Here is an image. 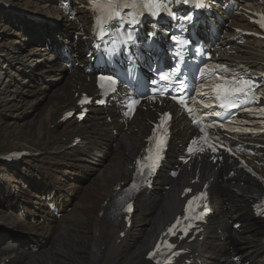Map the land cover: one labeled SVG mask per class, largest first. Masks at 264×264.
I'll return each instance as SVG.
<instances>
[{
	"label": "bare ground",
	"instance_id": "1",
	"mask_svg": "<svg viewBox=\"0 0 264 264\" xmlns=\"http://www.w3.org/2000/svg\"><path fill=\"white\" fill-rule=\"evenodd\" d=\"M28 1L30 3L27 5H17L22 7L32 4V13L55 17L64 23V29L42 30L33 45L26 42L34 31L30 23L17 27V30L14 27L11 32L10 29L7 32L0 31V57L11 54L6 60V67H0V127L6 131L4 134L7 133L4 138L11 139V133L19 126L23 127L25 134L29 131L32 138L29 141L23 136L24 143L34 148L26 151L34 150L47 155L48 149L52 147L55 155L50 157L51 162L43 164V170L35 168L30 161L22 165H0L3 177L11 174L6 182L0 180V264H150L145 259L146 251L167 224L180 213L184 202L180 194L187 186L189 171L180 174L174 181H170L167 173L161 171L154 190L138 198L137 211L129 229H125L122 221L112 219L110 209L114 190L130 178L133 160L144 147V139L150 131L148 120L154 117V113L138 112V117L126 129L117 122L114 109L108 110L114 119L111 124L103 121L102 113L96 110H92L88 121L80 124L74 119L60 122L65 112L75 108L73 90L83 92L93 89L92 81L85 82L87 61L81 57L85 50L84 43L91 37L92 31L87 1ZM63 1L70 2L78 24L65 25L66 15L61 8ZM222 16L227 18L224 14ZM231 18L233 20L229 24L227 21L217 22L220 30L225 32V38L217 41L220 55L215 60L235 68L245 66L251 70L261 69L264 42L249 39L243 47L231 42L238 35L235 27L253 29L254 26L249 23L250 16L242 14ZM9 19L8 16L0 15V26L5 28ZM30 22L44 25L35 16ZM72 25L81 36L76 44L69 38ZM50 42L54 49L63 46L68 53L77 56L84 68H67V58L47 49ZM61 71L67 74V84L64 86V82L52 86V82L61 80ZM27 81L34 82L28 84ZM37 106L40 109L34 112ZM27 107H30V112L24 113ZM10 116L14 117L13 120H20L21 125L11 122L13 120L8 119ZM38 117L46 125L43 139L40 135L35 137L29 129ZM182 120L184 117L177 118L173 127L172 151L184 145L193 133V128ZM50 125L52 129L48 128ZM111 128L116 129L117 135L110 134ZM55 137H58L56 143L48 142ZM77 137H81L82 145L73 146ZM7 151L2 150L0 156L13 152ZM262 152L256 159L258 168L264 170ZM97 155L105 160L103 167L96 165L97 162L94 164ZM59 158L63 161L52 162ZM228 165L225 162L224 166L215 169V166L201 161L193 166L194 176L198 174L199 179H211L213 215L209 218L204 239L191 244L187 258L194 260V264H198L199 260L202 264H236L231 259L240 255L249 264H264V221L254 218L251 213V204L264 191L256 180L241 172L227 176V171L236 164ZM226 166L228 168L224 171ZM18 175L27 179V188L32 191L31 196L37 199L32 207L19 201L18 195L15 198L11 195L12 180ZM75 175H79L78 186L69 181ZM81 175H90L93 179L86 181ZM5 200L17 216L7 210ZM49 202L55 203L61 210L59 219L48 209ZM31 217L36 220L35 224L30 222ZM239 217L241 226L234 230L229 226V221ZM122 231L126 234L123 239L119 236ZM33 242L38 248L34 253L31 250ZM179 264L186 263L181 261Z\"/></svg>",
	"mask_w": 264,
	"mask_h": 264
},
{
	"label": "rangeland",
	"instance_id": "2",
	"mask_svg": "<svg viewBox=\"0 0 264 264\" xmlns=\"http://www.w3.org/2000/svg\"><path fill=\"white\" fill-rule=\"evenodd\" d=\"M10 1V0H9ZM14 2L16 3V4H28V3H30L28 0H14ZM19 10V12L18 13H16L14 16H12V18H10L9 19V23H7L6 25H4V26H6L5 28H2L3 26L1 25L0 26V31L1 30H5L6 32L8 31V29H10L9 30V32H11V31H13V28L15 27V29L17 30V27H21L23 24H25L24 22H26L28 19H29V17H30V15H31V13H32V10H33V8H32V4H30L29 6H22V8L20 7V9H18ZM29 14V15H28ZM26 16V17H25ZM13 21H14V24H13ZM62 21L61 20H57V19H55V18H49L48 19V21H47V23L49 24V25H51V26H56L57 27V29H61V28H64V26L62 25V24H64V23H61ZM64 22V21H63ZM65 23L67 24V21H65ZM65 24V25H66ZM9 27V28H8ZM11 34V33H10ZM7 35H9V34H7ZM19 40H20V36H19ZM14 53V52H13ZM11 54H9V53H7V54H4V57H0L1 58V62H0V67H2V68H5L6 67V64H8L7 62H6V60L9 58V56H10ZM61 78V80H59V81H55V82H52L51 84H52V86H58V85H60V84H64V82H65V79H66V77H65V75H63V76H61L60 77ZM32 82H34V81H27V83L28 84H31ZM21 107V105L20 106H18V108H20ZM23 109V108H22ZM21 109V110H22ZM40 108H39V106H37V107H35L34 108V112L35 111H38ZM27 111H29L30 112V107H27L26 108V111L24 112V113H26ZM15 112L16 111H14V114H15ZM19 115H20V111H19V113H18ZM16 115V114H15ZM22 115V114H21ZM13 118L14 117H12V116H10L8 119H10V120H13ZM16 119V118H15ZM43 119L41 118H37V119H35V120H33V123L32 124H30V126L29 127H31V128H29V129H31L32 130V132H34V135H35V137H37L38 135H40V138L41 139H43V134H44V131H45V127H46V125L44 126V124H42L41 123V121H42ZM11 122H15L17 125H19L20 123H22V122H20V120H13V121H11ZM108 123V122H107ZM21 125V124H20ZM7 127V126H6ZM23 129V130H22ZM10 130H12L11 128H10ZM18 130H20L21 132H17ZM4 132H6V131H4V129L2 128V127H0V143H1V148H0V152L2 151V150H8L7 152H10V151H26V150H29V149H34L33 147H31V148H29V145H27V144H25L24 143V137H26V139H28L29 141L32 139L31 138V135H29V131H27L26 132V134H25V130H24V128L23 127H18V129L17 130H15V131H13L12 133H11V136H13L12 137V139L11 138H4L5 137V134H7V133H5L4 134ZM24 132V133H23ZM18 133V134H17ZM28 134V135H27ZM24 136V137H23ZM29 136V137H28ZM23 137V138H22ZM58 137H55V138H53V139H51L52 141H48V142H51V143H56L58 140ZM11 140V141H10ZM21 140V141H20ZM9 141H10V143H9ZM15 141V142H14ZM4 144V145H3ZM6 145V146H5ZM3 148V149H2ZM15 149V150H14ZM55 152H54V150H53V148L51 147V148H49L48 149V154L47 155H44V153L43 152H34V154H33V156H30V155H27V156H25L24 158L25 159H27V160H29L31 157V159L29 160L30 161V163L35 167V168H37V169H41V170H43L42 168H43V164L45 163V164H47V163H49V162H51V159H50V157H53L55 154H54ZM98 155H100V154H98ZM97 155V157H96V159H94V164H96V162H97V164L96 165H98L99 167H103V165H105L106 164V162H105V160L103 159V158H100V156H98ZM63 161V159L62 158H59V159H56V160H53L52 162H54V163H60V162H62ZM24 162H27V161H23L22 162V164L24 163ZM4 161L3 160H0V165L1 166H3L4 167ZM21 164V165H22ZM44 169H45V166H44ZM21 172V171H20ZM25 174V173H24ZM11 174L10 173H8L6 176V178L4 179V177H3V174L2 173H0V180H3L4 182H6L8 179H10V176ZM22 175V174H21ZM3 178H2V177ZM81 176H83L84 178H85V180L86 181H91L92 179H93V176H90V175H87V176H84V175H81ZM78 177H79V175H75V176H72L71 178H69V181L71 182V183H74L75 185L77 184V186L79 185V183H80V180L78 179ZM73 178V179H72ZM63 180H65L64 178H63ZM12 184H13V188H15V187H17V188H15L14 189V191H16V192H19V195L22 197L24 194H21V193H24V192H22V188L24 189V187L28 190V188H27V186H28V181H27V179H23L22 178V176H20V175H18V176H16V178L14 179V180H12ZM13 191V192H14ZM29 191V190H28ZM16 192H14V194L13 195H15L16 194ZM26 193V192H25ZM30 193H32V191L30 190ZM28 195V194H27ZM234 195H237V194H234ZM30 195H28V198H29V200H31V201H33L34 200V198L31 196V197H29ZM20 199H22V198H20ZM103 202H101V204H102ZM0 209H2V208H0ZM238 220V221H237ZM234 221V223H236V222H238V223H241V217H239L238 219H234L233 220ZM233 224H231L230 223V226H232ZM240 226H241V224H240ZM3 235H4V233H2ZM29 239V238H28ZM28 239H26V240H28Z\"/></svg>",
	"mask_w": 264,
	"mask_h": 264
},
{
	"label": "snow or ice",
	"instance_id": "3",
	"mask_svg": "<svg viewBox=\"0 0 264 264\" xmlns=\"http://www.w3.org/2000/svg\"><path fill=\"white\" fill-rule=\"evenodd\" d=\"M185 2H187V0H185ZM101 79L103 80V79H105V78H104V77H101ZM222 106H224V105H222ZM153 167H154V164H153ZM193 203H194L193 201H190V202H189V206H190V208H191V206H192ZM129 210H130V208H129Z\"/></svg>",
	"mask_w": 264,
	"mask_h": 264
}]
</instances>
